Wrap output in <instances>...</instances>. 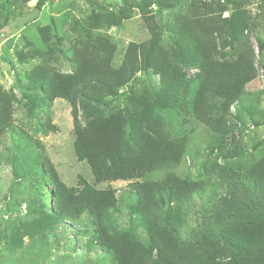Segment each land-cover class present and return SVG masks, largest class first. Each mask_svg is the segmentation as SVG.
<instances>
[{"label": "rangeland", "instance_id": "obj_1", "mask_svg": "<svg viewBox=\"0 0 264 264\" xmlns=\"http://www.w3.org/2000/svg\"><path fill=\"white\" fill-rule=\"evenodd\" d=\"M37 1L0 0V27L8 10L17 18ZM158 1L45 0L33 22L0 29V111L8 107L11 117L0 136V264H117L98 244L95 219L55 211L53 185L36 166L51 160L69 186L79 176L94 180L76 156L71 104L48 97L56 77L81 69L86 78L73 90L80 125L120 119L134 134L129 153L144 133L180 147L179 164L139 181L175 172L204 184L171 215L150 221L137 213L132 181L98 184L116 191L107 225L137 263L264 264L263 253L253 259L245 247L264 244V229L249 231L234 202L241 188L229 177L246 174L264 188V0H185L169 9ZM237 59L254 75L237 94L208 100L213 125L200 121L194 102L206 66ZM210 208L223 213L233 246L197 243Z\"/></svg>", "mask_w": 264, "mask_h": 264}, {"label": "trees", "instance_id": "obj_2", "mask_svg": "<svg viewBox=\"0 0 264 264\" xmlns=\"http://www.w3.org/2000/svg\"><path fill=\"white\" fill-rule=\"evenodd\" d=\"M44 1L38 0L36 7L41 9ZM183 1L185 0H159L157 4L160 9H169L177 7ZM124 2L128 3V0ZM137 4L141 5L143 2L139 1ZM11 15L12 12L8 10L0 29L10 27L9 21L13 18ZM260 45L263 46L262 43ZM253 75V65L244 59L210 62L201 79L202 92L194 102L195 116L200 121L213 125L214 118L210 115L208 100L214 96L226 97L237 94L243 83ZM84 78H86V71L82 69L79 72L59 75L54 79L48 97L53 100L65 99L71 104L76 156L78 160H86L89 163L94 180L90 182L79 176L77 183L69 186L63 182L51 160H43L36 166L53 185L48 193L53 197L55 211L59 215L76 218L82 213L88 214L95 219L101 232L98 244L114 254L117 264H139L134 255L124 247L120 236L112 234L107 225L108 213L116 207L118 201L115 189L100 188L98 184L104 181H132V189L137 197V213L142 216L143 221L158 219L161 211L171 215L174 207L180 206L202 192L204 184L202 181L190 179L175 172L161 179L139 181L138 179L163 166L179 164L182 160L180 147L144 133L140 138L137 151L129 153L127 146L134 134L120 119L115 118L86 127L80 125L73 90ZM9 112L8 107L0 111V136L10 125ZM229 177L241 188L242 195L236 193L234 202L238 207L242 204V209H245L243 213L245 219L250 222L249 226L254 228H249V231L264 229V188L246 174L229 173ZM225 212L230 214L229 209ZM222 215L223 213L215 214L211 208L209 212H206L203 216V230L197 236L199 245L218 238L226 242L228 247L234 245L233 237L229 232L224 233L222 229ZM245 227L248 226L239 220V228L245 229ZM236 244L237 250L242 251L248 247L251 250L248 254L253 259L260 258L259 252L264 254V244L258 243L252 247L250 243H247L244 248H241L243 241H237ZM241 260V257L237 259L239 264ZM254 263L258 264V261Z\"/></svg>", "mask_w": 264, "mask_h": 264}, {"label": "water", "instance_id": "obj_3", "mask_svg": "<svg viewBox=\"0 0 264 264\" xmlns=\"http://www.w3.org/2000/svg\"><path fill=\"white\" fill-rule=\"evenodd\" d=\"M39 11L40 9L38 7H34L29 13L25 15H21L17 18H11L9 21L11 27L16 25L23 26L33 22L37 18Z\"/></svg>", "mask_w": 264, "mask_h": 264}]
</instances>
